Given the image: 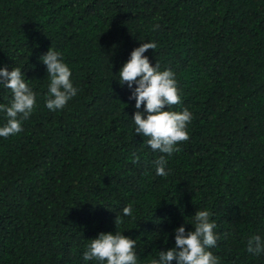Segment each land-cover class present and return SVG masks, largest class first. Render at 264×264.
I'll return each mask as SVG.
<instances>
[{
    "label": "trees",
    "instance_id": "1",
    "mask_svg": "<svg viewBox=\"0 0 264 264\" xmlns=\"http://www.w3.org/2000/svg\"><path fill=\"white\" fill-rule=\"evenodd\" d=\"M146 42L157 47L144 56L174 73L181 97L164 110L192 113L165 176L119 84ZM49 49L78 89L56 111L45 107L39 60ZM0 68H20L36 95L23 131L0 137V264H99L83 253L109 232L136 240L137 264H150L204 209L220 264H264L246 251L250 236L264 238V0H0ZM11 96L0 84V104Z\"/></svg>",
    "mask_w": 264,
    "mask_h": 264
},
{
    "label": "clouds",
    "instance_id": "2",
    "mask_svg": "<svg viewBox=\"0 0 264 264\" xmlns=\"http://www.w3.org/2000/svg\"><path fill=\"white\" fill-rule=\"evenodd\" d=\"M154 29L158 25L153 26ZM157 45L154 42L141 43L130 53V58L119 70V84L125 83L131 90L129 100H135L132 116L134 132L147 137L145 143L161 155L156 161V174L165 176V156L180 151L178 145L189 140L187 126L192 120V113L187 109L180 112L164 110L181 102V97L171 70L160 71L159 64H150L144 53ZM46 66L50 78L45 107L50 111L63 109L68 101L77 95L78 89L71 82V71L63 62L61 54L48 50L39 57ZM0 84L12 93L9 104H0V112L5 113L6 123L0 126V137L7 138L23 131L22 121L27 120L36 108V95L25 81L20 68L8 71L0 68ZM133 85L135 87L133 88ZM143 105L144 110L139 111ZM134 162L138 157H134ZM122 215L133 216L132 205L122 209ZM212 213L207 209L198 210L193 215L194 230L185 231L183 225L174 229L175 246L159 251L158 259L150 264H220L219 258L209 250L217 245L219 237L214 232L216 224L211 220ZM116 224L123 223L122 217L116 216ZM136 240L120 232L99 233L91 239L83 253L84 261H97L99 264H137L134 251ZM246 251L253 255L264 253V238L252 235L246 243Z\"/></svg>",
    "mask_w": 264,
    "mask_h": 264
}]
</instances>
